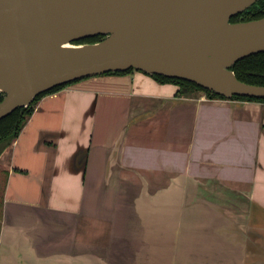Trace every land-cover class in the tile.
Segmentation results:
<instances>
[{
	"label": "crops",
	"instance_id": "crops-1",
	"mask_svg": "<svg viewBox=\"0 0 264 264\" xmlns=\"http://www.w3.org/2000/svg\"><path fill=\"white\" fill-rule=\"evenodd\" d=\"M141 71L43 97L0 158V264H264V102Z\"/></svg>",
	"mask_w": 264,
	"mask_h": 264
},
{
	"label": "water",
	"instance_id": "water-1",
	"mask_svg": "<svg viewBox=\"0 0 264 264\" xmlns=\"http://www.w3.org/2000/svg\"><path fill=\"white\" fill-rule=\"evenodd\" d=\"M258 1L0 0V121L56 87L131 69L226 98H264V85L234 71L264 52V17L232 21ZM205 8L226 14L220 22L188 18Z\"/></svg>",
	"mask_w": 264,
	"mask_h": 264
},
{
	"label": "trees",
	"instance_id": "trees-1",
	"mask_svg": "<svg viewBox=\"0 0 264 264\" xmlns=\"http://www.w3.org/2000/svg\"><path fill=\"white\" fill-rule=\"evenodd\" d=\"M263 17H264V0H260L252 7H250L248 10L234 16L232 18V21L233 22L249 21L254 19H260ZM102 37L103 36L101 35L89 37L79 41L78 43L98 42L102 39ZM134 71L136 70L131 69L128 71L111 72L105 75H126ZM234 71L237 77L244 82L257 84V85H264V52L251 55L249 57L240 60L235 64ZM149 75H151L152 77H154L155 79H157L162 83H174L179 85L180 86L179 94H181L182 96L190 97L197 93H205L209 98H226L210 90H206L193 82L184 81L180 79L167 78L160 75H152V74ZM71 84H66L56 87L53 90L40 95L38 99L28 108L18 109L0 121V158L5 153V151L8 148H10L13 145V143L19 138L25 124L33 115L39 101L46 95L59 91L63 88H66ZM233 98L264 102V98L237 97V96ZM2 100H3V96L0 95V102Z\"/></svg>",
	"mask_w": 264,
	"mask_h": 264
},
{
	"label": "bare ground",
	"instance_id": "bare-ground-1",
	"mask_svg": "<svg viewBox=\"0 0 264 264\" xmlns=\"http://www.w3.org/2000/svg\"><path fill=\"white\" fill-rule=\"evenodd\" d=\"M226 13L217 8H205L203 11H192L188 16L192 20H213L215 22H220ZM195 54L200 55L197 51ZM210 60H215L211 58Z\"/></svg>",
	"mask_w": 264,
	"mask_h": 264
},
{
	"label": "rangeland",
	"instance_id": "rangeland-1",
	"mask_svg": "<svg viewBox=\"0 0 264 264\" xmlns=\"http://www.w3.org/2000/svg\"><path fill=\"white\" fill-rule=\"evenodd\" d=\"M6 185H7V175L0 170V234L2 228V220L5 207V196H6Z\"/></svg>",
	"mask_w": 264,
	"mask_h": 264
}]
</instances>
